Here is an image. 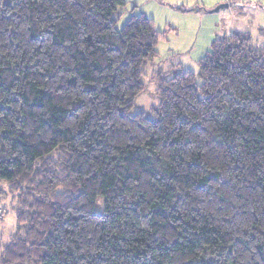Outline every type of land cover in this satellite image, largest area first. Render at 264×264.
Masks as SVG:
<instances>
[{
	"label": "trees",
	"instance_id": "1",
	"mask_svg": "<svg viewBox=\"0 0 264 264\" xmlns=\"http://www.w3.org/2000/svg\"><path fill=\"white\" fill-rule=\"evenodd\" d=\"M125 4L0 0V264H264V45L216 33L131 114L160 35Z\"/></svg>",
	"mask_w": 264,
	"mask_h": 264
},
{
	"label": "rangeland",
	"instance_id": "2",
	"mask_svg": "<svg viewBox=\"0 0 264 264\" xmlns=\"http://www.w3.org/2000/svg\"><path fill=\"white\" fill-rule=\"evenodd\" d=\"M125 6L118 9L117 28L120 29L132 15H144L152 20L154 30L160 35L156 45L158 58L145 65L144 76L146 88L135 101L131 114L139 111L146 115L158 105L155 93L156 84L151 78L157 72H165L172 66L182 63V67L198 70L197 62L209 49L216 33L250 32L254 45H264V0H255L262 9L255 12L252 8L237 10L223 9L225 0H124ZM233 1V0H231ZM243 0L234 1L240 4ZM218 8V12L214 10ZM206 9L214 13H197ZM253 16H249V13ZM249 18V21H246ZM206 19V20H205ZM215 19V21H214ZM214 21V22H213ZM188 61H192L190 64ZM184 64V65H183ZM1 192L5 191L0 187ZM9 196L0 199V244L6 243L12 236L14 220L12 205ZM103 199L97 198L95 213L101 214Z\"/></svg>",
	"mask_w": 264,
	"mask_h": 264
},
{
	"label": "crops",
	"instance_id": "3",
	"mask_svg": "<svg viewBox=\"0 0 264 264\" xmlns=\"http://www.w3.org/2000/svg\"><path fill=\"white\" fill-rule=\"evenodd\" d=\"M224 4L226 5V7H224L223 9H228V8H231L232 7V5H234L236 8H237V10H244L245 8H252V10H254V12L257 10V9H262V6H258V4H257V2L255 1V0H243L240 4H235V2H234V0L233 1H231V0H225V2H224ZM253 12V13H254ZM212 13H214V12H212ZM216 13V12H215ZM246 13H249L248 11H246ZM253 13H249V16H253ZM208 14H211V13H208ZM206 20V19H205ZM214 21H215V19H214ZM213 21V22H214ZM246 21H249V18L246 20ZM247 32V31H246ZM247 33H249L250 34V32H247ZM215 34H216V32L214 31L213 32V34H212V38H214V36H215ZM251 35V34H250ZM252 37V36H251ZM209 50V49H208ZM207 50V51H208ZM206 51V52H207ZM204 56V55H203ZM202 56V57H203ZM201 57V58H202ZM192 61H188V63L190 64ZM180 64H182V63H180ZM184 65V64H183ZM184 69L185 70H188V71H191V72H193V73H197V71L195 70V69H193V70H191V69H187V68H185V66H184Z\"/></svg>",
	"mask_w": 264,
	"mask_h": 264
},
{
	"label": "water",
	"instance_id": "4",
	"mask_svg": "<svg viewBox=\"0 0 264 264\" xmlns=\"http://www.w3.org/2000/svg\"><path fill=\"white\" fill-rule=\"evenodd\" d=\"M221 7L222 8H224V7H226V5L224 4V5H221ZM219 11V9L218 8H216L215 10H214V12H218ZM194 12H200V13H205V14H208V13H212L213 11H207V10H205V9H201L200 11H198V10H194Z\"/></svg>",
	"mask_w": 264,
	"mask_h": 264
}]
</instances>
